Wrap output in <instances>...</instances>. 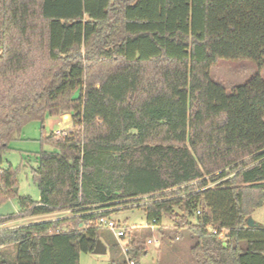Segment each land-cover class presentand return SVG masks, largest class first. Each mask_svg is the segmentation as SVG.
<instances>
[{
	"label": "trees",
	"instance_id": "obj_1",
	"mask_svg": "<svg viewBox=\"0 0 264 264\" xmlns=\"http://www.w3.org/2000/svg\"><path fill=\"white\" fill-rule=\"evenodd\" d=\"M0 46V202L25 125H74L42 139L40 201L20 197L0 226L71 216L0 230V264L9 245L15 264H80L98 220L128 207L186 230L194 264H264V227L248 226L264 208V81L227 90L210 74L264 67V0H0ZM141 245L128 240L135 264Z\"/></svg>",
	"mask_w": 264,
	"mask_h": 264
},
{
	"label": "rangeland",
	"instance_id": "obj_2",
	"mask_svg": "<svg viewBox=\"0 0 264 264\" xmlns=\"http://www.w3.org/2000/svg\"><path fill=\"white\" fill-rule=\"evenodd\" d=\"M1 54V46H0ZM211 78L216 83L229 90L230 87L242 86L256 76L264 81V67L247 61L219 60L211 69ZM74 130V125L67 119H59L51 122L46 118L45 122L32 121L25 125L19 140L11 144L12 150L4 156V167H12L16 182V196L4 199L0 202V218L17 216L20 213L19 198L31 197L35 202L40 201V191L34 181L33 170L38 166V155L42 150L52 151L53 149L42 143V139L52 132ZM30 218V219H29ZM26 220L16 219L0 226V230L14 229L23 224H34L43 221V218ZM58 219L51 217L47 219ZM121 227L127 229V240L134 236L142 245L147 254L142 255L139 264H194L190 254L192 240L186 230L178 233L173 227L174 224L167 218L162 220L161 228L149 229L145 212L138 208L120 209L110 217ZM252 219L264 227V208L257 210ZM161 229V231H160ZM127 240L118 242L114 235L107 229L100 230V241L107 248L105 255L81 254L80 264H122L125 260L122 254V246ZM148 240H154L148 244ZM121 245V247H120ZM4 261L8 264H15L17 260L16 245H9L1 248Z\"/></svg>",
	"mask_w": 264,
	"mask_h": 264
},
{
	"label": "built area",
	"instance_id": "obj_3",
	"mask_svg": "<svg viewBox=\"0 0 264 264\" xmlns=\"http://www.w3.org/2000/svg\"><path fill=\"white\" fill-rule=\"evenodd\" d=\"M98 225L104 229L109 230L114 235V237L116 238L118 242H120L121 240H127V229L121 227L118 223H116L111 218L101 217L98 220ZM156 226L159 227L156 221H153L152 223H148L146 225V227L149 229H154L156 228ZM220 238L223 239L224 235L222 234ZM154 242H155L154 240H148V244L150 245L153 244ZM128 253H129V248H128V240H127V244L125 246H122V254L126 258L127 264H135L134 261L128 257Z\"/></svg>",
	"mask_w": 264,
	"mask_h": 264
},
{
	"label": "crops",
	"instance_id": "obj_4",
	"mask_svg": "<svg viewBox=\"0 0 264 264\" xmlns=\"http://www.w3.org/2000/svg\"><path fill=\"white\" fill-rule=\"evenodd\" d=\"M53 216L58 217V219H64V218L70 217L71 216V212L70 211H63V212H57V213H53V214H49V215H44V216L31 217V218L32 219H40V218H43L44 219L43 221H37V222H35V223H39V222H47V221L57 220L55 218L54 219H47V218H51ZM23 220H26V219H23ZM24 225H27V224H23L22 226H24ZM16 250H17V246H16Z\"/></svg>",
	"mask_w": 264,
	"mask_h": 264
},
{
	"label": "water",
	"instance_id": "obj_5",
	"mask_svg": "<svg viewBox=\"0 0 264 264\" xmlns=\"http://www.w3.org/2000/svg\"><path fill=\"white\" fill-rule=\"evenodd\" d=\"M15 191L17 192V190L15 189ZM248 226L249 227H258L259 223H257L255 220H253L252 218L249 219L248 221ZM107 253V248L105 247V245L102 243V241L98 240L96 247L93 251L94 255H105Z\"/></svg>",
	"mask_w": 264,
	"mask_h": 264
}]
</instances>
